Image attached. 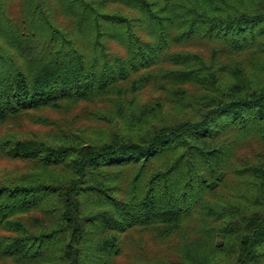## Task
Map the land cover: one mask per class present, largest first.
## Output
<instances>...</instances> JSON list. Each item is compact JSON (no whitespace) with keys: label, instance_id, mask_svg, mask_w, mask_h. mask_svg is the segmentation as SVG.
I'll list each match as a JSON object with an SVG mask.
<instances>
[{"label":"trees","instance_id":"obj_1","mask_svg":"<svg viewBox=\"0 0 264 264\" xmlns=\"http://www.w3.org/2000/svg\"><path fill=\"white\" fill-rule=\"evenodd\" d=\"M10 1L0 126L57 128L0 131L26 164L0 173V261L116 264L147 235L145 264H264V0ZM85 104L107 130L43 114Z\"/></svg>","mask_w":264,"mask_h":264},{"label":"rangeland","instance_id":"obj_2","mask_svg":"<svg viewBox=\"0 0 264 264\" xmlns=\"http://www.w3.org/2000/svg\"><path fill=\"white\" fill-rule=\"evenodd\" d=\"M23 1L22 0H11L8 6L9 16L16 20L17 22L20 21L23 17ZM61 22L66 25L70 24V20L60 18ZM113 46L115 44H112ZM189 48V46H188ZM195 49L202 51L205 54H208L210 51L207 45L199 43L198 45L194 46ZM153 90L147 88L141 94L142 100H149L152 98ZM93 105H80L77 107L72 113L69 112H60V111H53V110H46L43 114L50 117L53 121L57 122L60 128L68 129V127H81L85 130L89 131L90 133L95 134L97 132H103L107 130L109 127L106 123L97 122L93 118H91L85 111L86 108H92ZM56 126H48V125H39L35 124L29 120H20L15 121L11 125L0 126V131H6L8 129H12L18 132L22 136H26L29 134H50L55 131ZM264 154V147H261L258 144H254L249 149L245 150V153L250 156L251 158H256L259 156V153ZM21 167L24 168L26 166L25 163L22 162H13L7 159H0V173L2 170L7 167ZM135 237L138 236L137 233H134ZM128 248L129 250L124 253L116 262V264H145V259L151 257L153 255H160L161 252L164 251L166 248L163 245H158L154 242L149 236L144 235L141 239V246L137 248H133L134 245L130 244ZM0 264H7L0 261Z\"/></svg>","mask_w":264,"mask_h":264}]
</instances>
